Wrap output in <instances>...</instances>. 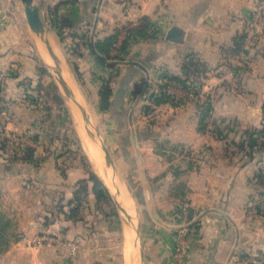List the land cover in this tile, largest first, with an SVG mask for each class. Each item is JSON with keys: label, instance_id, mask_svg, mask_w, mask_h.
I'll return each mask as SVG.
<instances>
[{"label": "crops", "instance_id": "obj_1", "mask_svg": "<svg viewBox=\"0 0 264 264\" xmlns=\"http://www.w3.org/2000/svg\"><path fill=\"white\" fill-rule=\"evenodd\" d=\"M13 2L0 0V46L12 44L11 51L16 50L15 43L19 41L13 29L14 19L22 24L25 20L26 28L28 26L24 12L21 16L15 6V9L11 7ZM34 2L40 7L49 32L47 37L62 58L71 84L86 101L82 104L97 107L118 127H124V123L131 120L128 124L131 144L132 127L139 143L138 152L152 206L162 220H156L150 213L140 224L142 264H251L252 256L258 253L264 256V194L263 185L256 177L263 169L261 161L254 157V152L251 157L241 159L234 155L230 158L229 147L223 140L213 136L208 128L204 131L199 128L201 108L210 103L209 95L213 96L215 90L233 91L238 99L245 98V94L239 92L251 91L247 104L240 103L248 111L262 104L264 48L251 47L242 29L243 15L249 12L251 0ZM140 22L152 26L153 31L133 38L122 50L127 31ZM172 27L178 32L169 35ZM115 34L119 44L114 50L110 48L108 62L111 64L108 65L99 59L94 43ZM19 38L22 39L21 35ZM19 52L24 59L23 52ZM164 74L176 75L194 84L198 81V87L193 90L199 92L194 97L192 89L186 90L173 80L166 85L173 99L154 103L150 94L158 93L160 84L167 81ZM141 77H145V83L134 96L133 83ZM106 79L111 94L107 109H101L99 89ZM18 86L17 82H7L5 88L15 91ZM144 104L150 106L149 112L142 110ZM214 104L217 102L210 106ZM206 115L204 121L211 116ZM11 120L14 117L10 118L7 128H16V122ZM139 121L147 124L145 131L134 128L133 124ZM163 138L189 147L181 152L183 159H176L178 162L174 165L162 156V146L155 144ZM140 145L149 146L146 153ZM150 159L152 165H149ZM47 172L54 181L51 186L58 183L68 189L78 179L68 177L64 181L65 177L56 173L55 166L46 170V177ZM116 191L121 198L117 188ZM37 201L44 203L41 199ZM125 201L132 209V202ZM41 212L42 216L35 213L31 217L32 227L24 229L23 233L40 232L39 218H48L47 212ZM56 215L55 220L44 223L48 226L43 228L48 227L54 235L53 242L60 244L46 245L49 240H44L32 245L25 238H18L2 255L6 264H117L111 254L100 256L93 241L94 237L102 239L103 229L108 237L114 231L116 221L111 216L105 227L99 229L91 213L76 220L63 212ZM123 230L127 240L131 230L127 227ZM182 237L187 246L177 256L175 245ZM70 239H76L77 247L81 244V253L74 262L67 257ZM135 244L133 249L128 245L126 248L131 264H135L137 253L140 258ZM125 261L127 264V259Z\"/></svg>", "mask_w": 264, "mask_h": 264}, {"label": "rangeland", "instance_id": "obj_2", "mask_svg": "<svg viewBox=\"0 0 264 264\" xmlns=\"http://www.w3.org/2000/svg\"><path fill=\"white\" fill-rule=\"evenodd\" d=\"M13 4H10L11 7L15 9L13 7L15 6L19 15L22 16L21 1L14 0ZM252 7L253 0H251L249 12L243 15L242 29L250 46L259 50L264 48V44L259 41L260 35L258 32H249L248 29ZM24 21L23 24L16 18L13 21L15 33L22 37L21 39L18 36L19 41L15 43L16 50L11 51L12 44L5 43L4 47L0 46V231L2 232L0 264L7 263L2 259V255L8 250V246L18 238H25L27 242L34 245L38 243L33 242L32 239L43 233H51L52 231H48V227L47 229L43 228V226H48L44 223L55 220L56 214L60 212L66 213L74 220L81 215L88 217V214L91 213L90 217L94 218L99 229L105 227L108 217L111 216L117 224H114V231L108 237L103 229V235L100 236L102 239L98 240L97 237H94L93 241L100 256L104 258L111 254L117 264H125L129 252L126 250L127 245L133 249L134 241L138 240L134 231L135 227L140 228L144 219L150 216L142 175L134 146L131 144L129 123L125 122L124 127H118L97 107L88 103L84 107L88 113L89 125L94 128H92L94 133L98 132L95 139L90 137L85 131L81 114H78L77 110L75 112L71 109L73 106L71 100L66 97L53 70L45 61L47 58L50 60V56L44 43L28 26L26 28ZM47 35H49L48 29ZM19 50L25 55L24 59L18 55ZM7 82H17L19 88L15 91L7 90L5 88ZM14 92L15 95H13ZM194 92L195 97L199 91ZM250 93L251 91H241L239 94H245L243 95L245 98L238 99L235 97L236 93L230 90L213 91V96L209 95V104L217 102V105L210 106L211 111L207 115L211 116L207 118V121H204V118L202 121L200 119L199 128H202L203 131L208 128L207 130L213 132V136L223 140L229 147L230 158L234 155L241 159L246 156L244 150H241V145L247 143L249 133H252V137L256 140L254 157L261 161L263 167L261 172L264 175V98L260 106L252 107L255 110L248 111L246 106L240 103L247 104ZM205 95L203 94L202 97L205 98ZM12 117L14 120L11 122H16L14 124L16 128H7ZM145 125L147 126L141 121L133 124L135 129H140L138 131H145ZM82 132L98 146L97 162L93 161L84 143ZM40 134L42 137L39 136ZM102 141L109 149L114 170L111 166H106L104 153L99 144ZM155 144L162 146V156L166 157L173 165L178 162L177 160L183 159L181 152L184 153L186 148H189L164 138ZM140 146L146 153L149 146ZM185 160L188 161L187 158ZM149 165H152V159H150ZM54 166L56 173L62 178L65 177L64 181L68 177L75 180L78 177V179L68 186V189L58 183L51 186L54 181L48 172V177H46L45 172ZM96 166L110 171L109 180L115 179L116 184L131 196V219L116 205L117 186L115 187L108 180L105 181ZM142 170L146 177L143 168ZM90 173L95 174L101 181L108 197L95 198L92 189L89 186L88 189L84 187L85 184H92V181L88 179ZM84 178L85 180H82ZM262 184V191H264V183ZM51 187L52 189H50ZM135 193H139L141 201H138ZM38 199L44 200V203L38 202ZM41 211L47 212L48 218H39L37 228L41 229L40 232L36 234L23 233L24 229L32 227L31 217L37 213L42 216ZM125 227L131 230L127 240L123 230ZM75 240L70 239L66 249L69 253H67V257L73 262L81 253V244L77 247ZM53 241L54 239L46 241V245H53ZM54 244L60 243L55 242ZM99 244L100 246H98ZM71 246H75V249L72 250ZM137 247L135 246L136 249ZM135 251L137 253V250ZM136 256L135 264H139L138 253Z\"/></svg>", "mask_w": 264, "mask_h": 264}, {"label": "trees", "instance_id": "obj_3", "mask_svg": "<svg viewBox=\"0 0 264 264\" xmlns=\"http://www.w3.org/2000/svg\"><path fill=\"white\" fill-rule=\"evenodd\" d=\"M153 31V27L150 25H147L145 22H140L136 27L129 29L127 31V35L126 38L124 39L121 49H125L127 44L133 39L136 38L140 35H143L144 33ZM116 38V34L115 35H111L103 40L97 41L94 43V48L96 49V51H98L99 55V59L103 62L106 63L108 65H110L111 63L108 62V60H111L108 52L111 48L112 42L115 40ZM107 61V62H106ZM197 68V67H196ZM164 78H166V82L160 84V89L158 91V93H152L150 94V97L153 98L154 103H159V102H163L165 100H172L173 97L171 96V94H169L166 91V85L169 83V81H178L180 83V85L183 88H186V90H190V89H195L196 87H198V85L196 84L198 81H196V83L194 84V82H188L185 79H182L176 75H166L164 74ZM145 83V77H141L139 80L135 81L133 83V93L134 96L138 95L142 88L143 85ZM199 83V82H198ZM194 91V90H193ZM111 94V88H110V84H109V80L106 79L102 82V85L100 86L99 89V96H100V104L99 107L101 109H106L108 104H109V96ZM150 106L147 104L142 105V110L144 112H149L150 110ZM201 112H200V119L202 121V119L205 117L206 114H208L210 112V104H205V106L203 108H201ZM204 120V119H203ZM200 121V122H201ZM256 140L254 139V137H252V133H249L248 139H247V143L246 144H242L241 145V150H244L245 155L247 157H251L253 156V152L255 149V144ZM261 171H258L256 173V177L258 179V181L262 184L264 183V178H262V174L260 173ZM89 180L92 181L91 185H87L85 184V188L88 189L89 188L92 189V193L94 194L95 198H102V197H108V193L106 191V189L104 188V186L102 185L101 181L96 177L95 174L90 173L89 174ZM82 180H85L82 179ZM87 180V179H86ZM263 185V184H262ZM262 193L264 194V191H262ZM136 198L138 199V201L140 200V195L139 193H135ZM2 236V232L0 231V238Z\"/></svg>", "mask_w": 264, "mask_h": 264}, {"label": "water", "instance_id": "obj_4", "mask_svg": "<svg viewBox=\"0 0 264 264\" xmlns=\"http://www.w3.org/2000/svg\"><path fill=\"white\" fill-rule=\"evenodd\" d=\"M20 1H21V4H22V7H23V12H24V15H25V19H26V22H27L29 28L44 43L48 55L50 56V58H52V60L55 63L54 69H55V71L57 73V80H58L59 84L61 85L63 91L65 92L66 97L68 99H70L71 102H72L73 106H72L71 109L73 111L77 110V112L81 114V117H82V119L84 121L85 131L87 132V134L90 137L95 139V137L97 136L98 132L95 131V133H94L93 129L90 127L88 114L86 113V109H85L84 105L82 104V101H80L77 98L76 93L74 92V90H72V87L69 84V81L66 80V78L64 77V75L62 73V62H61V59L58 56V54L54 51V49H53V47H52V45H51V43H50V41H49V39L47 37V26H46V24H45V22L43 20L42 15H41V11H40L39 5L36 4L34 2V0H20ZM175 32H178V29H176L175 27H172L169 30V35L174 34ZM136 101H135V103H136ZM134 106H135V104L133 105L132 109H134ZM129 123L131 124V120H130ZM131 137H132L133 145H134V147L136 149V156H137L139 168H140V171H141V174H142V180H143L145 195H146V199H147V202H148L150 213L152 214V216L156 220L162 222V220L154 212V209H153V206H152L150 192H149V189H148V186H147V183H146V179H145V176H144V173H143V170H142V164H141V159H140V155H139V152H138V147H137V144H136L135 133H134V129L132 127H131ZM100 147H101V149H102V151L104 153V159H105L106 166L107 167L111 166L112 169L114 170V164H113L112 157L110 155V152H109V149H108L107 145L102 141L100 143ZM111 180H112V182L110 181V183L112 185H115V187H116L118 184H116V182H115V180L113 178H111ZM116 195H117V191H116ZM116 198H117V196H116ZM116 205L128 218H130V212L127 211V209L121 204V202L118 199H116ZM134 231H135V234H136V239H138L136 244L139 247V254H140L139 264H142L143 254H142V250H141V247H140L139 228L135 227Z\"/></svg>", "mask_w": 264, "mask_h": 264}, {"label": "built area", "instance_id": "obj_5", "mask_svg": "<svg viewBox=\"0 0 264 264\" xmlns=\"http://www.w3.org/2000/svg\"><path fill=\"white\" fill-rule=\"evenodd\" d=\"M249 32H258L260 35L259 41L264 44V0H253V7L249 14V22H248ZM118 41L115 39L112 42L111 48L114 50L118 47ZM190 94H193L190 92ZM185 211V209H183ZM53 233H43L38 235L33 239V242L36 243L42 242L44 240H53ZM187 246V241L183 239V237L176 243L174 254L180 255L184 251ZM71 249L74 250L75 246H71ZM249 261L251 264H264V256L260 253L252 256Z\"/></svg>", "mask_w": 264, "mask_h": 264}, {"label": "bare ground", "instance_id": "obj_6", "mask_svg": "<svg viewBox=\"0 0 264 264\" xmlns=\"http://www.w3.org/2000/svg\"><path fill=\"white\" fill-rule=\"evenodd\" d=\"M45 60V59H44ZM46 61V63L48 64V66L51 68V70H53V72H54V76L57 78V73H56V71H55V69H54V67H55V63H54V61L52 60V58H50V60L47 58V60H45ZM62 73H63V75H64V77L66 78V80L67 81H69V84H70V86L72 87V90H74V92L76 93V96H77V98L80 100V101H85V100H83L82 99V97H81V95H80V93L77 91V89L74 87V85H72L71 84V82H70V78L71 77H69V74H68V72H67V70L65 69V67H64V65H62ZM86 102V101H85ZM76 112V111H75ZM87 113V112H86ZM74 114H76L77 115V113H74ZM79 114V113H78ZM88 114V113H87ZM79 116V115H78ZM77 116V118H80V117H78ZM81 119H82V117H81ZM80 119V120H81ZM84 123V122H83ZM79 125V124H78ZM91 128H93V127H91ZM94 129V128H93ZM82 135L84 136L83 137V139H84V143H85V145H86V147H87V149L89 150V153H90V155H91V157H92V159H93V161L94 162H97L98 161V156H97V154H98V146L94 143V142H92V140H89L84 134H83V132H82ZM99 142V141H98ZM100 144V143H99ZM101 156V155H100ZM91 161V160H90ZM104 161V160H103ZM103 165V164H102ZM99 169H98V171L101 173V175H102V177L105 179V181L106 180H108V181H110L109 179H110V171H108L107 169H106V171H107V173H108V175H107V173H106V171L103 169V168H100V167H98ZM112 173H114V172H112ZM114 175V174H113ZM115 180V179H114ZM111 182H112V180H111ZM120 183H121V180H120ZM119 183V184H120ZM108 186V185H107ZM112 187V186H111ZM110 187V188H111ZM113 188V187H112ZM117 189H118V194H119V196L121 197V198H119L118 196H117V199L121 202V204L127 209V211L128 212H130L131 213V207L130 206H128V204H127V202L125 201V200H127V201H130V202H132V199L129 197V193L127 194L119 185H117ZM134 212V211H133ZM131 219V218H130ZM131 228H133L134 229V227H132L131 226ZM135 240V239H134ZM135 242V241H134ZM136 243V242H135ZM135 246H136V244H135ZM128 249V248H127ZM129 251V250H128ZM124 254V253H123ZM129 252H128V254H127V256H126V258H127V264H131V262L129 261Z\"/></svg>", "mask_w": 264, "mask_h": 264}]
</instances>
